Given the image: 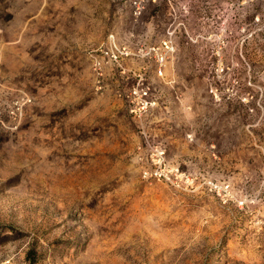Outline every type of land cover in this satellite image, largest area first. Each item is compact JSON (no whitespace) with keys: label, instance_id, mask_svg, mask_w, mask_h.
Instances as JSON below:
<instances>
[{"label":"rangeland","instance_id":"1","mask_svg":"<svg viewBox=\"0 0 264 264\" xmlns=\"http://www.w3.org/2000/svg\"><path fill=\"white\" fill-rule=\"evenodd\" d=\"M0 264H264V0H0Z\"/></svg>","mask_w":264,"mask_h":264},{"label":"built area","instance_id":"2","mask_svg":"<svg viewBox=\"0 0 264 264\" xmlns=\"http://www.w3.org/2000/svg\"><path fill=\"white\" fill-rule=\"evenodd\" d=\"M108 47L111 50L110 58L117 59L118 54H126L124 50H119L116 43L114 42V38L112 35L108 36ZM166 48H168V44H164ZM100 68V63L95 62L94 63V70L98 71ZM127 98H129L128 103V112L136 117L141 116L144 114L149 108L154 106L155 102L152 100L147 93V90H145L143 87H132L128 93ZM150 162L152 164V168L147 170H142L143 177H150L152 174L156 176L164 175L166 172H164L166 165L163 157V151L162 150H156L155 153H153V156L150 159ZM152 170V171H150Z\"/></svg>","mask_w":264,"mask_h":264}]
</instances>
